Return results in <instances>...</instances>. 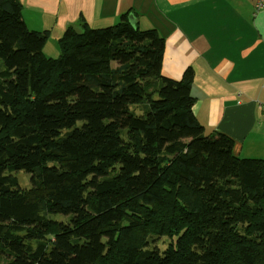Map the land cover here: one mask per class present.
<instances>
[{"label": "trees", "instance_id": "obj_1", "mask_svg": "<svg viewBox=\"0 0 264 264\" xmlns=\"http://www.w3.org/2000/svg\"><path fill=\"white\" fill-rule=\"evenodd\" d=\"M21 9L0 0V264H264V159L206 132L158 30L69 26L48 57Z\"/></svg>", "mask_w": 264, "mask_h": 264}, {"label": "crops", "instance_id": "obj_2", "mask_svg": "<svg viewBox=\"0 0 264 264\" xmlns=\"http://www.w3.org/2000/svg\"><path fill=\"white\" fill-rule=\"evenodd\" d=\"M19 2L28 28L48 33L45 47L69 26L115 25L124 14L134 15L141 29L155 28L166 41L164 75L178 79L191 71L193 110L206 132L230 136L238 157L264 159L258 102L264 100V5L257 10L258 0ZM45 54L53 56L51 49Z\"/></svg>", "mask_w": 264, "mask_h": 264}, {"label": "rangeland", "instance_id": "obj_3", "mask_svg": "<svg viewBox=\"0 0 264 264\" xmlns=\"http://www.w3.org/2000/svg\"><path fill=\"white\" fill-rule=\"evenodd\" d=\"M60 48L61 47H60L58 41H55V42L51 41L50 44H48L44 50L48 51L49 49H51V54L53 55L52 57H57L58 54L60 53ZM113 64L116 65L115 62ZM190 94L194 97V95L191 92H190ZM258 102L260 103L261 100H259ZM143 106L144 105H136V106H131V108L133 107L137 112H141L143 110L142 109ZM260 106H261V104H260ZM195 107H196V105H195ZM193 108H194V106H193ZM15 175L17 176L19 184L22 188H29L32 185L30 173H26V171H24V170H19V171L15 172ZM52 217L56 218V219H61V220L67 219L66 217H63L61 215H52ZM60 237L61 236L58 235L55 238H60ZM170 243H171L170 238L169 237L167 238L165 236L160 237V238L156 239V241H155V244L160 248V250H165Z\"/></svg>", "mask_w": 264, "mask_h": 264}, {"label": "water", "instance_id": "obj_4", "mask_svg": "<svg viewBox=\"0 0 264 264\" xmlns=\"http://www.w3.org/2000/svg\"><path fill=\"white\" fill-rule=\"evenodd\" d=\"M128 18H129V22H130L133 26H135V25H136L135 16L132 15V14H130V15L128 16ZM74 29H75L77 32H79V33L82 32V26H81V25H79V26H75Z\"/></svg>", "mask_w": 264, "mask_h": 264}, {"label": "built area", "instance_id": "obj_5", "mask_svg": "<svg viewBox=\"0 0 264 264\" xmlns=\"http://www.w3.org/2000/svg\"><path fill=\"white\" fill-rule=\"evenodd\" d=\"M263 5H264L263 0H258L257 10H259L260 8H262ZM260 104H261V107L264 108V100H262V101L260 102Z\"/></svg>", "mask_w": 264, "mask_h": 264}]
</instances>
